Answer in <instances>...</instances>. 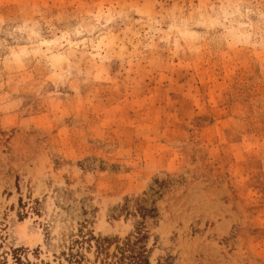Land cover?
Returning a JSON list of instances; mask_svg holds the SVG:
<instances>
[{"label":"rangeland","instance_id":"374dc122","mask_svg":"<svg viewBox=\"0 0 264 264\" xmlns=\"http://www.w3.org/2000/svg\"><path fill=\"white\" fill-rule=\"evenodd\" d=\"M129 235L264 264V0H0V264Z\"/></svg>","mask_w":264,"mask_h":264},{"label":"trees","instance_id":"16d2710c","mask_svg":"<svg viewBox=\"0 0 264 264\" xmlns=\"http://www.w3.org/2000/svg\"><path fill=\"white\" fill-rule=\"evenodd\" d=\"M91 240L94 242L93 262L91 264H150V250L134 241L129 235L123 241L116 240L113 252H109L110 244L101 238ZM133 237V238H132ZM82 257L70 254L67 264H81Z\"/></svg>","mask_w":264,"mask_h":264}]
</instances>
